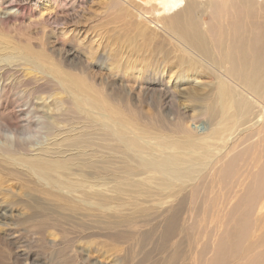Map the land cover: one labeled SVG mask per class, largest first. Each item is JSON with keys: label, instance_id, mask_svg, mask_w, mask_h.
<instances>
[{"label": "rangeland", "instance_id": "1", "mask_svg": "<svg viewBox=\"0 0 264 264\" xmlns=\"http://www.w3.org/2000/svg\"><path fill=\"white\" fill-rule=\"evenodd\" d=\"M197 1V18L204 17L205 24H210L217 16L214 14L217 8L201 5L209 0ZM210 1L219 6L237 2ZM253 1L258 10L256 16L264 24V0ZM183 3L173 4L172 0L167 3L164 0H0V150H14L19 161L63 138H84V135L98 138L88 132L97 119L92 113L96 111L98 97L105 112L110 96L117 97L119 102L125 101V108L136 115L135 118L136 113L143 114L147 128L150 122L151 128L159 129L174 94L163 89L169 81L162 77V81L158 78L144 80L142 85L136 83V70L131 67L133 57L141 52L131 55L136 47H143V39L137 33L142 22L137 17L139 12H147L148 18H153L156 14L152 6L156 9L164 7L166 14L173 13ZM115 58L119 65L112 67ZM63 81L81 83L85 97L80 108ZM189 84L179 83L176 87L198 100L199 95L210 92L205 82L198 91H188ZM170 85L175 88L173 83ZM185 93L178 98L182 110H187L184 103L196 102L193 98L188 99ZM205 122L200 121L204 125ZM188 125L194 128L197 124L189 120ZM244 144L240 141L237 148H243ZM2 166L0 221L5 226H0V264H253L254 259V264H264V216L248 221L200 215L205 219L178 220L174 224L175 230L167 232L170 224L166 218L170 212L186 208L185 213H189L193 199L188 197L185 205H178V209L174 205L153 204L159 213L165 212L161 216L155 212L153 216L147 210L133 218L130 209H137L130 206L124 210L119 208V215L110 213L116 217L107 220H87L85 216L92 214L89 207L85 209L91 213L79 212L81 216L69 218L65 210L70 205L61 208L63 194L59 198L47 197L51 190L43 181L34 177L28 179L29 176L21 173L12 178L6 174L10 167ZM257 167L261 169L262 163L255 168L250 166L248 171L245 169L247 175L241 179L243 185L239 187V196L252 180L249 174L257 173ZM97 190H102L101 194L108 191L107 187ZM53 193L58 194L55 190ZM73 198L80 200L81 193H76ZM149 205L143 204L141 208H152ZM27 206L42 212V222H38L40 219L25 221L31 214ZM232 206V203L225 209L217 206L216 210L227 213ZM93 208V215L98 216L97 207ZM57 218L59 220H54ZM83 223L92 228L91 232L81 231ZM241 231L242 238L237 246ZM172 256L175 261H170Z\"/></svg>", "mask_w": 264, "mask_h": 264}, {"label": "bare ground", "instance_id": "2", "mask_svg": "<svg viewBox=\"0 0 264 264\" xmlns=\"http://www.w3.org/2000/svg\"><path fill=\"white\" fill-rule=\"evenodd\" d=\"M180 1L184 5L173 13L166 14L164 7L152 6L156 14L153 18H148L147 12H139L137 17L142 22L137 33L143 39V47H136L131 55L141 52L133 57L134 63H130L132 70H136V83L142 85L144 80L160 78L162 81L163 78L169 81L163 89L174 94L159 129L155 127L158 123L153 125L154 129L150 122L147 128L143 114L136 113L135 118L136 115L127 111L125 101L119 102L117 97L110 96L105 112L98 97L96 111L92 113L97 119L93 121V129L88 131L98 138H86V135L84 138H59L56 144L19 161L14 150H0V169L5 164L10 167L6 174L12 178L22 174L29 176L28 179L34 177L43 181L51 190L47 197L59 198L63 194V206H60L64 209L70 205L65 210L69 218L89 207L92 214L85 216L87 220H107L113 217L110 213L119 215V208L124 210L130 206L137 209H130L133 218L147 210V213L161 216L165 212L159 213L153 204L174 205L178 209V205H185L188 197L193 199L189 213H185L186 208L170 212L166 218L170 224L167 232L175 230L178 220L191 217L198 220L210 214L215 219L229 217L248 221L263 217L264 24L256 16V3L237 0L236 4L225 2L224 6H219L205 1L201 3L203 7L214 5L217 8L215 20L205 24L204 17L196 16L197 0H172V3ZM115 60L112 67L119 65V60ZM63 82L69 86L80 108L85 97L81 83ZM203 82L210 92L199 95V100L176 87L179 83H190L188 91H198ZM130 90L133 91L132 87ZM183 93L188 99L196 100L184 103L187 110H182L178 101ZM189 120L197 125L192 128ZM200 121H206L205 125ZM240 141L246 143L241 149L237 148ZM260 162L261 169L257 167V173L249 174L252 180L239 196L242 177L247 175L250 166L255 168ZM101 187H107L108 193L101 194L102 190H97ZM53 190L58 196L52 195ZM79 192L82 198L75 200L73 195ZM235 198L236 203L233 202ZM230 203L233 206L229 212L216 210L217 206L225 209ZM143 204H150L152 208L143 209ZM93 207H97L98 216L93 215ZM28 208L31 214L25 221L40 219L38 222H42V212ZM0 224L5 226L3 221ZM83 224L81 231L91 232L92 228ZM242 233L236 240L237 246ZM174 259L172 256L170 261Z\"/></svg>", "mask_w": 264, "mask_h": 264}]
</instances>
